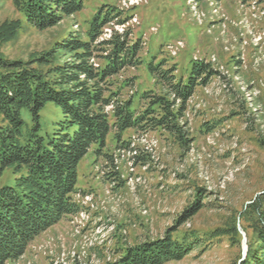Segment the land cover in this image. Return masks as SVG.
<instances>
[{"label": "rangeland", "instance_id": "obj_1", "mask_svg": "<svg viewBox=\"0 0 264 264\" xmlns=\"http://www.w3.org/2000/svg\"><path fill=\"white\" fill-rule=\"evenodd\" d=\"M104 5L127 11L132 19L126 27L144 41V63L123 73V78H135L124 96L155 87L148 65L152 61L166 58L164 66L176 64L175 73L184 80L196 61L210 62L217 74L188 102L184 121L190 144L162 131L135 137L133 145L148 152L143 164L128 151H117L111 131L106 152L118 156L124 183L108 177L104 159L92 149L78 166L81 193L74 198L84 211L44 232L16 264H76V259L79 264H105L127 246L162 239L171 230L174 237L199 234L204 244L182 260L163 264H241L248 237L238 211L264 190V0H84L83 10L44 31L29 25L9 1L0 8V26L21 19L23 27L1 50L12 59H35L68 31L87 30ZM106 31L109 36L111 30ZM40 114L43 132L51 133L62 110L49 102ZM22 115L30 125L31 111L25 108ZM133 135L126 130L124 139ZM14 183L8 168L0 187ZM200 190L204 206L179 223ZM237 214L240 242L228 234H212Z\"/></svg>", "mask_w": 264, "mask_h": 264}, {"label": "trees", "instance_id": "obj_2", "mask_svg": "<svg viewBox=\"0 0 264 264\" xmlns=\"http://www.w3.org/2000/svg\"><path fill=\"white\" fill-rule=\"evenodd\" d=\"M9 1L40 31L55 28L84 9V0H0V8ZM104 6L87 30L68 31L30 61L12 59L1 50L4 41L23 27L21 19L0 26V178L8 168L15 174L14 185L0 187V264H16L44 232L83 210L74 198L81 193L78 166L92 149L104 159L108 177L124 183L116 155L113 150L106 152L111 131L117 140L114 147L134 151L124 139L126 130L166 132L182 145L192 141L185 113L196 89L216 76L212 64L196 61L189 80H184L177 77L176 64L164 66L166 58L152 61L148 65L155 87L136 93L139 101L136 94L124 96V90L133 89L135 78H123V73L144 63V41L126 27L132 19L127 11ZM106 29L111 30L109 36ZM49 102L61 107L62 117L51 133H45L40 113ZM25 108L32 113L30 125L22 115ZM134 155V160L147 164V151ZM202 192L179 223L204 206ZM239 213L248 237L241 264H264V190ZM238 214L212 234H228L240 242ZM171 231L162 239L127 246L118 251L116 260L105 264L178 261L204 244L199 234L174 237Z\"/></svg>", "mask_w": 264, "mask_h": 264}, {"label": "bare ground", "instance_id": "obj_3", "mask_svg": "<svg viewBox=\"0 0 264 264\" xmlns=\"http://www.w3.org/2000/svg\"><path fill=\"white\" fill-rule=\"evenodd\" d=\"M262 11H264V10L262 9ZM145 136H146V133H140L139 135L133 136V137H131V138L129 139V141L131 142V147H132V149H137L136 151H134V150H126L125 148H124V149H118L117 151H119V152H121V151H128V153L132 155L131 157H132L133 161H135V160H134V159H135V158H134V156H135L134 154H136L137 152L141 151V147L137 146V144L133 145V144H134V141H135V137H137V138H140V137L144 138ZM128 148H129V147H128ZM117 151H116V152H117ZM115 155H116V153H115ZM116 157H117V158H116V165H117L116 167L119 168V165H118V163H117V161H118V156L116 155ZM82 211H84V210H82ZM82 211H81V212H82ZM85 211H87V210H85ZM81 212H80V213H81ZM80 213H78V214H80ZM78 214H77V215H78ZM77 215H75V216H77ZM75 216H74V217H75Z\"/></svg>", "mask_w": 264, "mask_h": 264}, {"label": "water", "instance_id": "obj_4", "mask_svg": "<svg viewBox=\"0 0 264 264\" xmlns=\"http://www.w3.org/2000/svg\"><path fill=\"white\" fill-rule=\"evenodd\" d=\"M244 244H245V251H246V253H247V249H248V245H247V238L245 237L244 238ZM246 253H245V255H246Z\"/></svg>", "mask_w": 264, "mask_h": 264}, {"label": "built area", "instance_id": "obj_5", "mask_svg": "<svg viewBox=\"0 0 264 264\" xmlns=\"http://www.w3.org/2000/svg\"><path fill=\"white\" fill-rule=\"evenodd\" d=\"M242 5H244V4H242ZM140 133H134V135L133 136H136V135H139ZM120 149H122L121 147H120Z\"/></svg>", "mask_w": 264, "mask_h": 264}]
</instances>
